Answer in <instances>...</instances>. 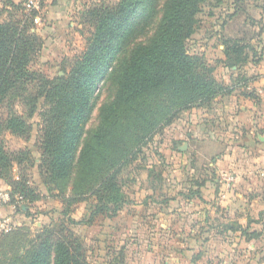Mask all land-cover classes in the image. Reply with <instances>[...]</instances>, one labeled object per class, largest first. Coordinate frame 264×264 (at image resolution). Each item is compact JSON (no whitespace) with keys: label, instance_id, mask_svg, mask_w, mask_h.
<instances>
[{"label":"trees","instance_id":"trees-1","mask_svg":"<svg viewBox=\"0 0 264 264\" xmlns=\"http://www.w3.org/2000/svg\"><path fill=\"white\" fill-rule=\"evenodd\" d=\"M208 1L164 0L148 41L131 48L127 58L117 62L127 39L133 37L143 20L153 18L157 0H119L110 8L94 6L87 12L86 20L94 29L85 50L68 72L52 79L29 68L42 41L29 31V17L23 13L19 19L3 21L0 11V110L6 112V118L0 116V141H4L5 132L27 138L32 131L28 119L42 100L46 108L40 113L37 167L47 190H58L55 196L67 191L72 203L96 196L91 218L109 211L110 206L112 213L117 211L124 203L119 178L144 152L147 142L181 113L191 124L201 122L205 106L235 90L215 78L214 68L203 56L186 51L196 14ZM8 4L19 9L12 0ZM228 43L227 39L224 45ZM230 46L225 49V61L230 50L247 47ZM236 64L224 63L229 67ZM113 73L119 78L117 92L112 101L100 106L97 126L81 141L97 84ZM237 77V87L242 89L235 91L256 99L254 90H246L247 79ZM18 107L22 110L17 111ZM156 150L153 154L164 161L163 154ZM11 160L17 163L19 175L7 181V191L12 201L15 196L21 197L15 209L20 210L24 202L39 199L28 173L36 159L29 150L8 153L0 142V167L8 166ZM16 228L0 235L8 236ZM73 236L64 228L54 231L46 227L36 235L32 246H22L21 255L15 253L10 264H50L52 252L53 264H91Z\"/></svg>","mask_w":264,"mask_h":264},{"label":"rangeland","instance_id":"rangeland-1","mask_svg":"<svg viewBox=\"0 0 264 264\" xmlns=\"http://www.w3.org/2000/svg\"><path fill=\"white\" fill-rule=\"evenodd\" d=\"M12 1L19 9L9 5L8 0H0L1 20L19 19L23 13L29 17V31L36 33L42 40L29 68L52 79L68 72L75 58L85 50L94 29L86 20L87 12L94 6L113 7L119 0ZM163 2L164 0H157V11L155 10L153 18L141 22L133 37L127 39L126 46L115 59L116 62L125 60L131 48L137 44L148 41L161 15ZM253 26L259 31L264 29V0H209L201 5L196 14L193 31L185 43L186 51L203 56L206 63L214 68L216 79L226 82L228 86L233 85L235 90L242 89L237 87L238 75L234 74L233 69L235 65L229 67L224 63L237 61L239 66L244 57L245 62L257 61L260 32L256 33L257 29L253 30ZM227 39L229 43L226 46L224 42ZM251 41L253 45H257L256 49L247 48L250 47ZM230 45L247 47L237 52L230 50L232 52L229 59L225 61V49L231 47ZM113 74H109L110 76H106L97 84L92 112L84 125L81 141H85L97 126L100 106L112 101L117 92L119 78L116 79L117 73ZM228 76V81H224ZM249 83L248 88L246 87L248 91L254 90ZM254 92L255 95H260L263 90H257V94L255 90ZM206 107L215 109L217 105L210 102ZM45 108L41 100L37 111L28 119L32 131L27 138L5 132L4 141H0L8 153L24 150L32 153L36 164L28 168L29 180L33 185L31 187L39 193L38 200L32 203L24 202V207L16 210L17 215L13 221L9 219L10 212L0 216V221L8 218L14 224L17 223L14 232L8 236L0 235V264H10L15 253L21 255L24 252L22 246H32L36 235L46 227L54 231L63 228L69 230L73 237L77 238L85 259L91 264H232L234 259L235 264H256L257 257L264 253V247L263 250L257 248L258 254L255 255L256 253L252 252L254 250H249L242 242L232 255L233 251L225 245L224 248L219 247L222 256L217 262L216 258L200 257L199 243L194 246V252L186 250L193 245L191 238L203 236L204 230L200 224L193 225L195 218L185 209L192 193V182L198 184L199 181L205 180L204 177L209 176L215 179L219 172L211 171L209 156L202 158L193 150L196 145L194 142L187 141V147H184V137L188 131L186 125L191 124L186 120L185 113H181L171 124L156 133L147 142L146 147H143L144 152L139 153L137 159L130 163L120 176L119 190L124 199L121 207L112 213L110 206L109 211L91 218L97 202L96 196H86L83 200L72 203L68 199L67 191L57 196L54 195L56 190L48 191L47 184L40 175L37 167L40 155L37 142L39 126L42 124L40 113ZM21 110L22 108L18 107L17 111ZM0 116L6 118V112L0 110ZM208 126L211 127V123ZM228 136L220 134V147L217 150L214 147L209 148V154L220 155V161L231 157L235 159L238 156V150L234 152V149L224 153L223 150L228 151L226 146L229 141L234 142V147L236 145V138ZM155 149L163 154L164 161L153 154ZM149 168L153 169L151 174ZM230 169L226 167L225 170ZM18 175L19 167L13 160L8 166L0 167V180L3 182L0 190H7V181L16 179ZM251 193L245 194V203L249 200L248 197L253 196ZM6 209L14 211L10 207ZM259 243L262 245L263 242ZM53 256L52 252L50 264H53Z\"/></svg>","mask_w":264,"mask_h":264},{"label":"crops","instance_id":"crops-1","mask_svg":"<svg viewBox=\"0 0 264 264\" xmlns=\"http://www.w3.org/2000/svg\"><path fill=\"white\" fill-rule=\"evenodd\" d=\"M252 28L257 29L256 33L260 32L257 61L249 60L233 66V69L234 74L245 77L251 83L250 87L254 88L256 94L257 90H263V93L257 94L256 99L236 91L217 96L211 101L217 107H206L204 119L199 124H187L188 131L184 137V147H187V141L194 142L193 150L202 158L209 156L211 171L219 172L215 179L209 176L198 184L192 182V193L185 209L195 218L193 225L200 224L204 230L203 236L191 238L193 245L186 250L194 252V246L199 243L200 257L216 258L217 262L222 256L219 247L224 248L225 245L233 251L232 255L242 242L249 250H254L255 255L258 254L257 248L261 250L264 247V29L259 31L256 26ZM250 43L251 49H256L257 45H253L252 41ZM226 79L228 81L229 76L224 81ZM210 123L211 127L208 126ZM220 134L236 138L235 147L231 140L226 146L228 151H223L238 150L237 158L220 161V155L209 154V148L217 150L220 147ZM226 167L231 169L225 170ZM248 192H252L253 196L248 197L245 203ZM6 208L3 207L0 216L10 212L9 219L13 221L17 211ZM259 241L263 242L262 245ZM187 251L184 252L186 256ZM232 264H235V259ZM256 264H264V253L257 257Z\"/></svg>","mask_w":264,"mask_h":264},{"label":"built area","instance_id":"built-area-1","mask_svg":"<svg viewBox=\"0 0 264 264\" xmlns=\"http://www.w3.org/2000/svg\"><path fill=\"white\" fill-rule=\"evenodd\" d=\"M31 4H33L32 1H31ZM32 7H34V5ZM20 201H21L20 196H15L14 201H12L10 194L7 190H0V212L3 209V207H10L15 210L17 205L20 204ZM22 206L23 205L21 204V207ZM14 227H15V224L11 222L8 218H3L0 221V230L2 232H8Z\"/></svg>","mask_w":264,"mask_h":264},{"label":"water","instance_id":"water-1","mask_svg":"<svg viewBox=\"0 0 264 264\" xmlns=\"http://www.w3.org/2000/svg\"><path fill=\"white\" fill-rule=\"evenodd\" d=\"M24 207V206H23Z\"/></svg>","mask_w":264,"mask_h":264}]
</instances>
